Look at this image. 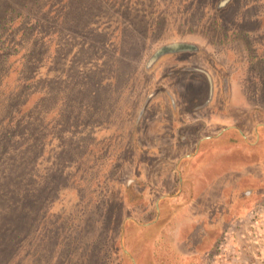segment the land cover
I'll use <instances>...</instances> for the list:
<instances>
[{"label":"rangeland","instance_id":"obj_1","mask_svg":"<svg viewBox=\"0 0 264 264\" xmlns=\"http://www.w3.org/2000/svg\"><path fill=\"white\" fill-rule=\"evenodd\" d=\"M224 1L0 0V264H264V0Z\"/></svg>","mask_w":264,"mask_h":264},{"label":"trees","instance_id":"obj_2","mask_svg":"<svg viewBox=\"0 0 264 264\" xmlns=\"http://www.w3.org/2000/svg\"><path fill=\"white\" fill-rule=\"evenodd\" d=\"M228 1H229V0L224 1V2L219 6L218 9H221L222 7H224L225 5H227ZM187 48H188V46H182V45L174 46V45H171V46L165 47L163 50L168 51V52H169V51L171 52V51L183 50V49H187Z\"/></svg>","mask_w":264,"mask_h":264}]
</instances>
